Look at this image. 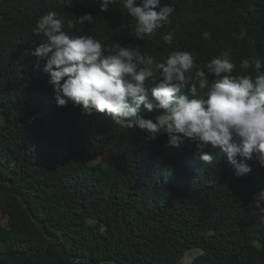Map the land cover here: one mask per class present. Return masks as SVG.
<instances>
[{"label": "trees", "instance_id": "16d2710c", "mask_svg": "<svg viewBox=\"0 0 264 264\" xmlns=\"http://www.w3.org/2000/svg\"><path fill=\"white\" fill-rule=\"evenodd\" d=\"M100 2L0 0V264H182L195 248L189 264H264V202L254 198L264 167L255 154L238 177L219 148L205 149L214 159L202 163L191 141L172 153L166 134L149 140L70 99L58 107L30 54L46 41L33 33L42 15L75 22L91 14L63 30L157 60L188 51L201 68L230 50L233 75L255 77L240 62L264 60V0H162L175 6L172 22L145 40L132 35L135 20L122 4L101 12ZM168 33L171 44L162 39ZM141 114L158 113L142 106Z\"/></svg>", "mask_w": 264, "mask_h": 264}, {"label": "clouds", "instance_id": "9594fccd", "mask_svg": "<svg viewBox=\"0 0 264 264\" xmlns=\"http://www.w3.org/2000/svg\"><path fill=\"white\" fill-rule=\"evenodd\" d=\"M117 4L135 20L132 35L140 40L154 37L158 29L171 24L175 12L173 4L162 0H101V12ZM92 18L84 14L74 22L48 12L33 29L46 41L30 54L37 57L36 67L42 65L48 73L58 107L70 99L84 114L111 115L115 125L138 127L149 140L166 134L168 147L180 148L185 140L191 141L202 163L214 159L205 149L219 148L238 177L251 171L244 161L254 154L264 167V60L255 57L240 62L241 69L254 68L255 77L250 72L233 75L236 65L230 50L201 68L188 51H173L157 60L131 46L104 45L91 35L70 36L63 30L65 22L72 30ZM245 36L241 30L236 38ZM202 37L210 40L212 34L204 31ZM162 39L171 44L173 35L165 34ZM209 76L214 77L211 82ZM142 106L148 112L157 111L154 120L141 114ZM254 198L264 202V189Z\"/></svg>", "mask_w": 264, "mask_h": 264}, {"label": "rangeland", "instance_id": "374dc122", "mask_svg": "<svg viewBox=\"0 0 264 264\" xmlns=\"http://www.w3.org/2000/svg\"><path fill=\"white\" fill-rule=\"evenodd\" d=\"M179 149L180 148H169L168 150L170 151V152H172V153H177L178 151H179ZM100 161V158H95V159H93L92 160V164H96V163H98ZM0 214H1V211H0ZM6 218H4V224H6ZM201 252V250L200 249H197V248H195V249H192V250H189L188 251V254H187V256H186V258L183 260V262H182V264H189L190 262H191V260L197 255V254H199Z\"/></svg>", "mask_w": 264, "mask_h": 264}]
</instances>
